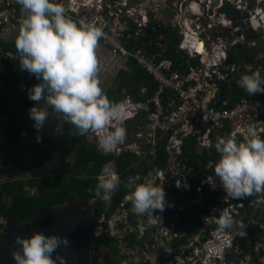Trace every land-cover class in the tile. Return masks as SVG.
Returning a JSON list of instances; mask_svg holds the SVG:
<instances>
[{
  "label": "built area",
  "instance_id": "built-area-1",
  "mask_svg": "<svg viewBox=\"0 0 264 264\" xmlns=\"http://www.w3.org/2000/svg\"><path fill=\"white\" fill-rule=\"evenodd\" d=\"M62 1L65 4L67 0H54L63 5ZM80 1L66 9V14L74 21L83 19L102 28L104 36L98 48L102 50L101 63L107 66L111 62L108 55L115 54L124 66L109 67L118 72L132 58L157 84L145 102H134L129 95L119 101L130 102L133 108L124 123L126 139L111 155L117 158L131 154L135 160L124 178L118 175L119 183L111 193L125 191L117 211L108 217L99 216L92 234L116 241L125 256L122 264H158V260L159 264H264V194H253L248 202L233 199L214 173L220 159L215 147L218 139L236 132L237 142H242L240 130L247 126L254 127L264 139V93L249 95L238 86L243 74H251L249 66L264 76V0H229L237 10L247 12L236 23L220 11L202 12L193 26L189 16L173 14L171 28L191 46L190 56L197 57V63L182 72L164 56V35L153 24L161 15V7H143L148 0ZM22 18L17 0H0V42L15 41ZM247 29L254 33L251 38L245 34ZM149 30L159 51L150 53L145 47L131 51L127 47L132 39L137 40ZM6 57L10 55L0 49V64ZM19 86L24 89L23 75ZM129 123L135 124L132 133L127 129ZM86 136L97 145L94 133ZM187 141L190 154L186 152ZM199 149L201 154L206 152L215 158L204 165L203 176L193 174ZM159 150L163 157H159ZM107 170L118 174L114 161ZM161 174L168 203L162 213L153 212L158 220L151 223L147 214H136L125 197L148 177L160 184L155 176ZM223 209L244 224L246 236L239 238L238 224L219 231L216 219ZM251 228L257 236L247 244ZM131 240L147 245L149 250L129 245ZM224 240H229L231 247L225 249L221 261L212 254V247Z\"/></svg>",
  "mask_w": 264,
  "mask_h": 264
},
{
  "label": "clouds",
  "instance_id": "clouds-1",
  "mask_svg": "<svg viewBox=\"0 0 264 264\" xmlns=\"http://www.w3.org/2000/svg\"><path fill=\"white\" fill-rule=\"evenodd\" d=\"M227 1L230 4L228 11L222 10V5H216L215 9L208 0L206 3L203 0H189L185 11L191 19L190 25L193 26L197 21L195 18L205 11L224 12L234 23L241 17H246V11L237 10ZM149 2L155 3V0H148L146 3ZM17 3L21 6L23 16L14 42L22 69L21 76L27 71L40 81L28 94L29 99L37 104L29 109L34 128L37 131L44 128L50 115V107L59 121L55 128L58 135L63 134V124L70 123L79 135L94 133L98 150L102 154L114 153L126 139L124 123L131 115L133 105L130 102L126 104L110 100L101 87V61L97 50L99 41L104 36L102 28L83 19L74 21L66 14L64 6L54 0H17ZM144 7L149 9V6ZM162 9L166 10V6H161ZM231 11L238 12V17H233ZM174 12L163 23L160 20L165 15L161 13L153 24L157 27H171ZM245 34L247 38L254 35L250 29ZM248 71L251 74H243L238 86L249 95L264 93V76L259 71H252L251 66ZM42 100L48 107L38 106ZM240 131L243 135L242 142H237V133L232 132L227 137L218 139L215 145L220 159L215 163L214 173L224 192L233 199L264 194V139L260 138L252 126ZM37 142H42V138L37 136ZM109 163L104 165L97 177L95 188V196L104 201L111 199V193L119 183L118 174L107 170ZM155 178L161 183L157 184L148 177L125 197L126 201L131 202L133 211L141 216L147 214L151 223L158 220L153 212L162 213L168 203L162 187L164 174ZM176 186L180 187V181L176 182ZM216 224L220 232L230 230L238 224L241 229L238 235L241 238L247 235L244 224L235 221L227 209L220 211ZM14 243L20 246L19 250L11 253L14 264H55L52 254L61 246L67 247L69 244L65 237L46 236L42 232H33L27 238L17 236ZM230 247L231 242L224 240L213 245L212 254L223 261L224 251ZM57 259L63 264V257L57 256Z\"/></svg>",
  "mask_w": 264,
  "mask_h": 264
},
{
  "label": "trees",
  "instance_id": "trees-1",
  "mask_svg": "<svg viewBox=\"0 0 264 264\" xmlns=\"http://www.w3.org/2000/svg\"><path fill=\"white\" fill-rule=\"evenodd\" d=\"M221 9L228 11V3L225 2ZM158 31L164 35L163 42L166 47L164 56L173 61L174 69L180 72L187 71L197 63V57L190 56L191 46H187L186 40L180 38L175 30L170 26H160ZM127 47L131 51L141 50L144 47L150 53L159 51L156 38L150 30L146 35H140L137 40L132 39ZM0 49L10 55L3 58L0 64L2 65L0 132L3 133L1 137L7 150L4 156L0 151V179H5L0 183V237L5 231L4 224L7 220L18 226L25 225L38 215L61 209L74 201L79 202L82 207H86L92 201V226H94L99 216L108 217L117 211L125 193L121 189L113 193L109 201L95 196L97 177L104 165L114 161L118 175L124 178L129 173L130 163L135 160V156L127 154L115 158L111 154H102L95 143L89 142L86 135L77 134L76 128L70 123H64L63 134L58 135L55 128L59 121L50 107L48 111L51 113V118L48 117L44 128L37 131L33 126L34 121L29 116V109L37 104L29 99L28 94L40 81L29 73L28 82L25 83L26 90H22L21 86L19 87L22 69L14 41L0 42ZM126 65L125 70L116 73L115 81L113 80L111 86L105 89V94L115 102L126 95L136 102H145L155 92L156 82L138 67L134 59H128ZM142 88L146 91L141 95ZM37 136L42 138V142H37ZM159 152L162 153L160 150ZM25 155L31 157V167L22 164ZM163 155L162 153L159 157ZM70 157L73 158V163L69 174L63 176L59 174V168ZM195 158L198 165L193 174L198 176H203L204 165L206 166L209 160L215 161L214 156L206 152L196 155ZM22 175H29V178L26 180L19 178ZM26 186L35 189V193L30 194ZM249 200V196L243 198L244 202ZM248 233L250 239L246 243L250 244L257 235L253 228L249 229ZM132 244L146 251L149 250L147 245L137 241H129V245ZM103 251L104 255L101 254ZM124 257L119 252L116 241L92 234L90 264H122ZM132 260L129 259L130 262Z\"/></svg>",
  "mask_w": 264,
  "mask_h": 264
},
{
  "label": "water",
  "instance_id": "water-1",
  "mask_svg": "<svg viewBox=\"0 0 264 264\" xmlns=\"http://www.w3.org/2000/svg\"><path fill=\"white\" fill-rule=\"evenodd\" d=\"M166 15V10H161ZM233 17H238V12L231 11ZM244 15L246 13L244 12ZM2 65H0V70ZM201 154V150H197ZM110 203V202H109ZM33 232H42L44 235H57L65 237L69 244L61 246L53 254L55 264H62L57 256L64 258L63 264H90L92 243V203L82 207L74 201L70 205L51 210L36 216L25 225H15L6 221V230L0 237V264H14L11 255L13 250H19V245L14 243L15 237L27 238ZM158 264L160 260L157 261Z\"/></svg>",
  "mask_w": 264,
  "mask_h": 264
},
{
  "label": "rangeland",
  "instance_id": "rangeland-1",
  "mask_svg": "<svg viewBox=\"0 0 264 264\" xmlns=\"http://www.w3.org/2000/svg\"><path fill=\"white\" fill-rule=\"evenodd\" d=\"M176 1V0H175ZM217 1V0H216ZM63 2V6H65L64 8L65 9H68L69 7H73V6H76V4L75 3H78V4H80V0H73V2H75L74 4H71L72 2H69L68 0L67 1H65V4H64V1H62ZM69 2V3H68ZM153 2H149V3H144L143 4V7L146 5V6H149V7H153L154 5H156L157 7H161V6H163V2H162V0H155V3H153ZM164 5H166V3L164 2ZM170 6H171V4H170ZM174 8V7H173ZM174 14L176 13V12H178L179 10H176V9H174ZM183 11V14H184V16H186L187 17V12L185 11V10H182ZM189 12V11H188ZM190 13V12H189ZM166 22V21H165ZM15 42V41H14ZM97 55H98V57L100 58V55H102V50L101 49H98L97 50ZM106 55H108V53L106 54ZM105 56V55H104ZM117 58V56L114 54L113 56H111V55H108V57H109V60L111 61L107 66H106V64H104V63H101V71H100V73H99V78L101 79V81H102V83H101V87L103 88V90L105 91V89L106 88H108L109 86H111V84H112V81L114 80L115 81V79H116V73L117 72H112V71H110V68L111 67H109V66H111L112 64L113 65H115L116 67H123L124 65H123V62H120V61H122V60H120V59H115V57ZM109 67V68H108ZM116 67H114L115 68V70L117 69ZM27 74H28V77H29V73L26 71L25 73H23V81H24V89H22V90H26V82H28V77H27ZM20 87V86H19ZM142 90H145V88H142L140 91H142ZM39 107H48L46 104H45V102L42 100L41 102H40V104L38 105ZM50 113V112H49ZM49 118H51V113H50V115H49ZM134 125L135 124H132V123H129L128 124V127H127V129H128V132L129 133H132V129H133V127H134ZM3 135V133L2 132H0V151H1V153H2V155L4 156V154H5V152L7 151L6 150V148L4 147V141L2 140V136ZM186 143V146H187V148H186V152L187 153H189L190 154V152L189 151H187L188 149H189V147H190V145H189V143H188V141L187 142H185ZM72 163H73V158L72 157H70L66 162H65V164L62 166V167H60L59 168V174H61V175H63V176H67L68 174H69V169H70V167H71V165H72ZM22 164L24 165V166H27V167H31L32 166V164H31V157L29 156V155H25L24 157H23V160H22ZM19 178H23V180H26L27 178H29V175H22V176H19ZM5 181V179L4 178H2V179H0V183H2V182H4ZM26 189H27V191H29V193L30 194H34L35 193V189H29L27 186H26ZM64 207H66L65 205L62 207V208H64ZM5 230H6V222H5ZM5 232V231H4ZM102 255H104L105 254V252L103 251L102 253H101ZM100 254V255H101Z\"/></svg>",
  "mask_w": 264,
  "mask_h": 264
},
{
  "label": "flooded vegetation",
  "instance_id": "flooded-vegetation-1",
  "mask_svg": "<svg viewBox=\"0 0 264 264\" xmlns=\"http://www.w3.org/2000/svg\"><path fill=\"white\" fill-rule=\"evenodd\" d=\"M205 3L207 2V0H203ZM210 1L209 4H212V7H214L216 9V5H224L225 2H228L227 0H221V3L219 4L218 1L216 0H208ZM163 5L164 2L166 3V15L162 16V19L160 20L161 23L165 22L166 20H168L169 18V14H171L172 12H174V9L176 10H185V6L187 5V3L189 2V0H162ZM201 2V1H199ZM171 4V6H170ZM202 6V4H200ZM230 5V4H229ZM174 7V8H173Z\"/></svg>",
  "mask_w": 264,
  "mask_h": 264
},
{
  "label": "bare ground",
  "instance_id": "bare-ground-1",
  "mask_svg": "<svg viewBox=\"0 0 264 264\" xmlns=\"http://www.w3.org/2000/svg\"><path fill=\"white\" fill-rule=\"evenodd\" d=\"M200 46H201V44H198V45H197V48L200 49Z\"/></svg>",
  "mask_w": 264,
  "mask_h": 264
},
{
  "label": "crops",
  "instance_id": "crops-1",
  "mask_svg": "<svg viewBox=\"0 0 264 264\" xmlns=\"http://www.w3.org/2000/svg\"><path fill=\"white\" fill-rule=\"evenodd\" d=\"M178 12L181 13V11H178ZM262 221L264 222V217H263Z\"/></svg>",
  "mask_w": 264,
  "mask_h": 264
}]
</instances>
